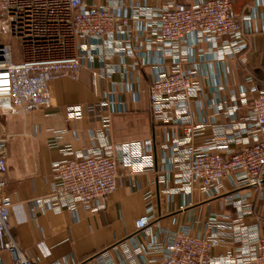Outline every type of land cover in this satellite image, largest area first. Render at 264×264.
I'll return each instance as SVG.
<instances>
[{"label":"built area","instance_id":"obj_1","mask_svg":"<svg viewBox=\"0 0 264 264\" xmlns=\"http://www.w3.org/2000/svg\"><path fill=\"white\" fill-rule=\"evenodd\" d=\"M236 1L194 0L187 4L170 0L164 6L150 7L137 4V0H131L130 5L126 0H108L107 4L97 0H0V117L6 123L9 118L50 109L51 82L63 77L76 79L83 67L90 70L94 85L115 72L126 77V70L107 69V62L116 56L130 58L134 60L132 68L142 64L153 70L149 95L154 122L183 127L170 162V169L181 176L180 182L184 176L188 178V184L181 183L183 187L218 195L221 183L228 180L237 191L259 189L264 185V88L252 85L241 90L242 102L248 105L243 123L233 120L218 128L213 120L195 122L188 115L191 100L202 91V73L194 50L201 57L212 55L225 62L249 47V29L244 17L234 10ZM131 21H136V28ZM12 40L20 43L17 58ZM153 52L161 58L151 59ZM129 88L133 89V84ZM231 100L237 104L230 107L233 113L239 98L233 96ZM90 109L92 120L102 123L104 143L87 150L64 149L65 157L53 167L51 193L37 199L36 208L74 213L80 206L101 209L104 205L100 201L117 189L121 170L134 179L157 171L151 140L108 141L113 101L103 99L91 104ZM68 110L70 117L81 114L79 105ZM227 113V117L233 116ZM209 127L213 129L211 136L196 145V139ZM233 128L234 133L226 134ZM13 138L8 132L0 136V250L7 251L14 264H38L16 241L9 220L12 201L5 187ZM240 197L235 193L227 202L242 214L233 220L214 215L209 232L203 236L174 231L162 240L148 242L144 250L134 239H128L94 259L98 264H117L111 251L132 243L137 254L153 255L157 264H216L212 249L230 231L237 245L232 254L220 258L221 263L264 264V233L256 226H244L243 215L249 211L237 201ZM145 200L147 214L136 222L140 232L147 231L153 221L150 191L145 193Z\"/></svg>","mask_w":264,"mask_h":264},{"label":"crops","instance_id":"obj_2","mask_svg":"<svg viewBox=\"0 0 264 264\" xmlns=\"http://www.w3.org/2000/svg\"><path fill=\"white\" fill-rule=\"evenodd\" d=\"M168 1L137 0L136 3L159 7ZM172 1L188 4L194 0ZM97 2L107 4L108 0ZM126 3L130 5L131 0ZM234 10L244 17L249 29L248 49L225 62L213 59L212 55L201 57L198 50H194L202 73V91L191 100L188 115L195 122L213 120L218 128L246 120L248 105L242 102L243 87L264 88V0H237ZM131 25L136 28V21H131ZM152 58L161 57L153 52ZM133 62L130 58L113 57L106 68L126 70V77L115 72L97 85L93 84L88 67H83L76 79L63 77L51 82L53 107L50 109L35 110L27 117L9 118L6 123L0 118V136L5 132L14 134L5 187L12 201L10 225L18 244L38 264H98L94 253L111 249L128 239H134L144 250L148 242L162 240L174 231L187 230L203 236L209 232L210 218L214 215L233 220L242 214L227 202L235 193L241 195L236 199L249 211L243 215L244 226H256L264 233V185L259 189L246 187L237 191L231 182L224 180L218 195H209L195 187L188 191L183 187L181 183L188 184V178L184 176L180 182L178 172L170 169L172 149L182 137L183 127L154 122L149 95L153 70L142 64L132 68ZM132 84L134 88L130 89ZM233 96L239 98L238 109L231 113L230 107L236 104L231 100ZM103 99L113 101L115 107L110 116L108 141L120 144L151 140L157 155V171L134 179L128 171L121 170L117 189L100 201L104 205L101 209L80 206L74 213L66 209L55 212L36 208L35 201L51 193L53 167L65 157L64 149L87 150L104 143L100 136L102 123L92 120L90 109L91 104ZM76 105L80 106L81 114L70 117L68 107ZM227 111L233 118L227 117ZM235 130L227 129L226 134ZM212 132L209 127L195 144L202 145ZM230 146L235 147V144L230 142ZM147 191L153 195V221L147 231L140 232L136 222L147 214ZM224 235L225 240L211 252L216 264L221 263L220 258L232 254L237 245L230 231ZM111 252L117 264H157L153 255L137 254L132 243ZM0 264H14L7 251L0 250Z\"/></svg>","mask_w":264,"mask_h":264},{"label":"rangeland","instance_id":"obj_3","mask_svg":"<svg viewBox=\"0 0 264 264\" xmlns=\"http://www.w3.org/2000/svg\"><path fill=\"white\" fill-rule=\"evenodd\" d=\"M12 44H13V47H14V53H15V56H16V58L17 57H19L20 56V43L18 42V41H16V40H12V42H11ZM1 119H2V121H3V117H0Z\"/></svg>","mask_w":264,"mask_h":264},{"label":"trees","instance_id":"obj_4","mask_svg":"<svg viewBox=\"0 0 264 264\" xmlns=\"http://www.w3.org/2000/svg\"><path fill=\"white\" fill-rule=\"evenodd\" d=\"M99 253H100V252L94 253V254H93V257H95V256H96L97 254H99ZM91 258H92V257H91Z\"/></svg>","mask_w":264,"mask_h":264}]
</instances>
